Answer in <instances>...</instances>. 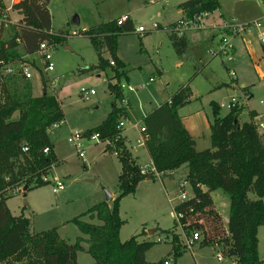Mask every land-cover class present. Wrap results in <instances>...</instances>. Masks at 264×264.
I'll return each mask as SVG.
<instances>
[{
	"label": "rangeland",
	"instance_id": "1",
	"mask_svg": "<svg viewBox=\"0 0 264 264\" xmlns=\"http://www.w3.org/2000/svg\"><path fill=\"white\" fill-rule=\"evenodd\" d=\"M183 1L186 0H49L47 9L52 31L66 33L63 43L51 50L53 70L44 73L42 61L36 54L24 60L31 72L28 82L32 94L40 96L46 89L56 98L64 115L63 122L47 130L59 163L46 176L48 183L25 192L20 188L15 194L9 193L11 198L6 201L11 215H23L28 220L29 233L57 228L59 237L69 244L77 237L86 239L69 221L98 203L106 202L110 206L111 199L106 201V194L113 198L118 195L121 166L109 145L100 140L89 142L85 138L81 142L82 157H79V151L67 142L71 133L82 134L99 125L114 102L116 106L126 108L127 117L121 120L120 139L141 169L149 168L150 160L141 144L142 135L133 125L141 127L146 114L168 103L183 87L189 89V102L178 107L177 114L184 128L194 137L197 151L211 146L210 127L214 120L211 103H227L231 98L239 102L235 108H242L238 112L240 124L249 122L250 114L256 115L252 122L257 126L264 149V130L258 128L259 124L264 125V59L259 50V44L263 43L259 37L264 35V12L260 0H217L219 8L202 19L201 30L177 37L167 28L170 30L183 18L177 8ZM11 2L2 0L6 7L0 16L3 40L11 36L17 19L16 12L11 10ZM124 16L130 18L134 31L116 39V55L126 65L127 73L126 78L120 81L122 100H114L107 88L111 78L109 69L79 73L80 69L98 63L89 38L79 32ZM75 17L78 24L72 22ZM256 22L262 27H253ZM226 24H250L251 27L234 33L223 30ZM139 28L143 32L138 33ZM74 32L78 35L73 36ZM171 37L182 40L180 54L176 53ZM222 38L231 45L227 56L218 52ZM18 52L22 54L20 48ZM102 57L109 59L106 52ZM21 66L24 64L15 63L11 68L19 74ZM230 70L234 71L236 81H232ZM18 80L22 82L20 74ZM128 87L131 91L127 90ZM81 89L94 91L88 102L80 100ZM228 111L225 107L218 108L216 118H222ZM182 170L162 179L157 174L153 179H144L138 183L134 194L123 197L119 202L118 215L123 221L119 239L123 242L141 232L138 241L154 242L145 254L149 264L159 260L173 264L169 244L171 236L156 230H169L173 226L176 217L173 208L185 201L180 199V182L185 183L186 200L194 196L189 183L183 180L185 173ZM55 180L63 185L58 194L51 190ZM210 196L225 225L223 219L227 218L229 210L227 196L220 190L211 192ZM249 198L256 199L253 195ZM262 202L264 206V197ZM81 220L99 224L88 216ZM152 230L154 232L149 235L148 231ZM176 232L185 243L179 227ZM257 239L258 258L264 264V224L258 229ZM82 247L86 249L87 244L82 243ZM221 251V245L200 247L195 242L185 249L175 264H231L230 259L221 257ZM76 259L78 264L92 263V258L85 252H78Z\"/></svg>",
	"mask_w": 264,
	"mask_h": 264
},
{
	"label": "trees",
	"instance_id": "2",
	"mask_svg": "<svg viewBox=\"0 0 264 264\" xmlns=\"http://www.w3.org/2000/svg\"><path fill=\"white\" fill-rule=\"evenodd\" d=\"M48 3L49 0H18L13 3L11 10L19 19L11 36L6 40L0 36V264H78V252L87 253L92 258L91 264H149L145 254L154 242L138 241L141 232L123 242L119 239V229L123 224L118 215L119 202L123 197L134 194L136 186L144 179H153L155 174L173 172L183 166L187 168L186 181L194 196L173 208L178 217L169 230H156L171 236L169 244L173 264L186 249L176 232L178 227L186 241L197 234L196 242L200 247L221 245V257L230 259L233 264H262L257 254V235L264 224V149L257 126L252 122L256 115L250 114V121L240 124L238 112L242 108H235L222 118H216L218 107L211 103L214 117L210 127L211 146L197 151L194 139L177 114V108L189 102L187 87L181 88L168 103L143 117V148L152 172L142 174L140 166L120 139L122 130L117 126L127 117L124 106H116L114 102L105 119L83 133L86 137L98 134L99 140L109 145L121 166L118 195L111 199V205L98 203L69 221L86 239L77 237L69 244L59 237L57 228L29 233L28 220L23 215L10 214L6 206V201L11 198L9 195L20 188L30 190L48 183L42 178L59 163L47 137L49 127L64 121L58 101L46 89L40 96H34L29 80L24 79L20 70L22 82L18 80V72L4 74V69L15 63L25 67L24 58L35 54L40 44L54 48L63 43L66 33L52 31ZM178 8L183 17L191 19L195 15L216 11L219 3L217 0H186ZM4 11L0 1V16ZM117 22L112 20L79 32L89 38L98 58L95 66L80 69L79 73L109 69L111 78L107 88L114 100H122L120 81L126 78L127 71L126 65L117 58L116 39L119 35L131 34L134 29L128 17L120 24ZM171 40L176 53L180 54L182 40L172 37ZM259 50L264 59V43L259 44ZM104 52L108 53L109 59L102 57ZM25 146L27 151L23 152ZM45 148L47 154L43 153ZM216 190L228 198L225 225L210 196ZM249 195L256 199H250ZM84 216L97 220L99 224L82 221ZM82 243L87 244L86 249ZM165 261L150 264H163Z\"/></svg>",
	"mask_w": 264,
	"mask_h": 264
},
{
	"label": "built area",
	"instance_id": "3",
	"mask_svg": "<svg viewBox=\"0 0 264 264\" xmlns=\"http://www.w3.org/2000/svg\"><path fill=\"white\" fill-rule=\"evenodd\" d=\"M260 3L262 5V7H263V12H264V0H260ZM207 15L208 14H206V13L202 14V15H195L191 19L183 17L175 25H173L172 28H170V30L168 28H167V30L169 32H172L177 37H181L186 32H189V31L201 30L202 29V24H203L202 23V19L204 17H206ZM126 18H127V16H124V17L120 18L117 23L120 24L121 22L125 21ZM245 27H251V25L247 24V25H243V26H234L233 24H226V25H223V30L224 31H232L234 33H240V32L244 31ZM253 27L261 28L262 24H260L259 22H256L255 24H253ZM82 31H84V30H82ZM137 32L141 33V32H143V30H141L139 28L137 30ZM75 34L78 35L75 32L72 33L73 36ZM259 38H260L261 42L264 43V35L261 34ZM51 50H53L52 47H49L45 43H42V44L39 45L38 50L35 53L42 61V64H43L42 70H43L44 73L51 72L53 70V64L51 63V56H50ZM230 50H231V45H229L228 42L222 38V43L218 47V52L221 53L223 56H227ZM227 61L230 62L231 59L228 57ZM110 65H112V63H110ZM19 69H20V74L24 77L25 80H29L31 78V72H30L29 67L21 66V67H19ZM13 72H14V70H12L11 66H8L7 68L4 69V74L5 75H11ZM229 75L232 77V81H236L235 73H234L233 70H230ZM149 81H151V80L149 79ZM120 88L122 89V86H120ZM127 90L131 91V88L128 87ZM93 95H94V91L93 90L81 89L79 91V98L83 102H88ZM237 103H239V102L235 98H231L227 103L221 102L217 106H218V108L225 107V108H227V110H232V109H234L236 107V105H238ZM122 127H123V124L120 121V123L117 126V129H119V130L121 129L122 130ZM133 128L138 130L140 133L143 132V128L142 127H138L136 124L133 125ZM258 128L264 130V125L259 124ZM85 138H87L89 142H95V141L99 140L98 134H93V135H91L89 137H86V136L83 135V133L81 134V133H77V132L71 133L70 137L67 139V142L71 146L75 147L77 149V151H79V154H78L79 157H82V153H80V151L82 150L81 149V147H82L81 146V142ZM22 151L26 152L27 151V147L26 146L23 147ZM47 152H48L47 148L43 149V153L44 154H47ZM148 171L152 172L151 165H150L149 168L141 169L142 174H146V172H148ZM42 181L48 182L46 177L45 178L43 177ZM184 185H185V183L182 182V183L179 184V187H178L181 190V192H180V199L181 200H186L185 192H184ZM51 190H52L53 194H58L60 191L63 190L62 183L60 181H58V180L53 181V186H52ZM17 191H19V190H15L12 193L15 194ZM177 217L178 216L176 215L175 219ZM188 240L185 242L186 248L188 246L192 245L194 242H196L198 240L197 234H193L192 237L190 239H188ZM160 241H164V240H157V242H160ZM217 258L220 259V256H217ZM163 264H168V262L165 261Z\"/></svg>",
	"mask_w": 264,
	"mask_h": 264
},
{
	"label": "crops",
	"instance_id": "4",
	"mask_svg": "<svg viewBox=\"0 0 264 264\" xmlns=\"http://www.w3.org/2000/svg\"><path fill=\"white\" fill-rule=\"evenodd\" d=\"M1 2H2V0H0ZM18 0H12V2H11V5L13 4V3H15V2H17ZM183 2H185V1H183ZM183 2H180V3H183ZM179 3V4H180ZM3 4V3H2ZM178 4V5H179ZM4 6V5H3ZM4 8H6L5 6H4ZM177 8H178V6H177ZM7 10V9H6ZM178 12L181 14V16H182V13H181V10L178 8ZM128 17V16H127ZM129 18V17H128ZM19 19V16L17 15V19H16V21ZM130 19V18H129ZM118 20V19H117ZM16 21H15V23H16ZM79 21V20H78ZM3 22V21H2ZM14 23V24H15ZM13 24V25H14ZM85 28H83V30H84ZM86 30V29H85ZM31 56H29V58H30ZM156 108H158V107H156ZM155 108V109H156ZM154 110V109H153ZM153 110H151V111H153ZM150 111V112H151ZM189 133V132H188ZM190 134V136L194 139V137L191 135V133H189ZM195 141V140H194ZM141 144H142V146H143V142H142V139H141ZM195 144H196V150H198L197 149V143H196V141H195ZM55 154V153H54ZM56 156V155H55ZM132 157V156H131ZM137 163V162H136ZM139 165V164H138ZM140 166V165H139ZM140 168H141V166H140ZM181 169H183L182 171H183V173H185V175H183V180H185L186 181V176H187V168L186 167H181L179 170H176V171H173V172H169V173H164V174H157L159 177H161V179L162 178H164V177H166V176H168V175H170V174H175V173H177L178 171H181ZM149 178H146V180H148ZM181 183V182H180ZM179 183V184H180ZM178 184V185H179ZM202 189V188H201ZM203 190V189H202ZM111 199H113V196L111 195ZM212 199V198H211ZM213 201V200H212ZM218 213V212H217ZM219 214V213H218ZM220 215V214H219ZM13 216V215H12ZM231 264H233L232 262H231Z\"/></svg>",
	"mask_w": 264,
	"mask_h": 264
},
{
	"label": "water",
	"instance_id": "5",
	"mask_svg": "<svg viewBox=\"0 0 264 264\" xmlns=\"http://www.w3.org/2000/svg\"><path fill=\"white\" fill-rule=\"evenodd\" d=\"M72 22L75 23V24L79 23L77 17H75ZM26 190H27V187H24L22 189V192H25ZM110 199H111V195L110 194H106V201H109ZM223 221H224L225 224L227 223V219H223ZM153 232H154V230L148 231V234L151 235Z\"/></svg>",
	"mask_w": 264,
	"mask_h": 264
}]
</instances>
